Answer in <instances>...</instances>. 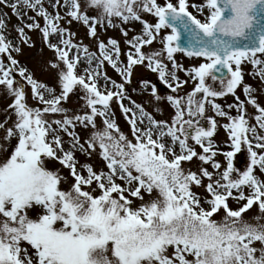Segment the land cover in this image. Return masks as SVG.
<instances>
[{"label":"snow or ice","instance_id":"obj_1","mask_svg":"<svg viewBox=\"0 0 264 264\" xmlns=\"http://www.w3.org/2000/svg\"><path fill=\"white\" fill-rule=\"evenodd\" d=\"M0 264H264V0H0Z\"/></svg>","mask_w":264,"mask_h":264},{"label":"rangeland","instance_id":"obj_2","mask_svg":"<svg viewBox=\"0 0 264 264\" xmlns=\"http://www.w3.org/2000/svg\"><path fill=\"white\" fill-rule=\"evenodd\" d=\"M110 74H111V73H110ZM76 102H77L76 98H75V97H72V98H71V103H72V104H76Z\"/></svg>","mask_w":264,"mask_h":264},{"label":"water","instance_id":"obj_3","mask_svg":"<svg viewBox=\"0 0 264 264\" xmlns=\"http://www.w3.org/2000/svg\"><path fill=\"white\" fill-rule=\"evenodd\" d=\"M182 39H183V37H182Z\"/></svg>","mask_w":264,"mask_h":264}]
</instances>
